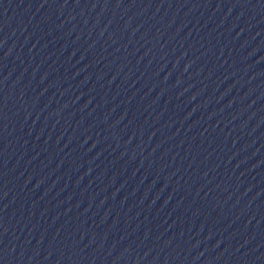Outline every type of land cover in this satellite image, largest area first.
Wrapping results in <instances>:
<instances>
[{
    "label": "water",
    "instance_id": "obj_1",
    "mask_svg": "<svg viewBox=\"0 0 264 264\" xmlns=\"http://www.w3.org/2000/svg\"><path fill=\"white\" fill-rule=\"evenodd\" d=\"M0 264H264V0H0Z\"/></svg>",
    "mask_w": 264,
    "mask_h": 264
}]
</instances>
